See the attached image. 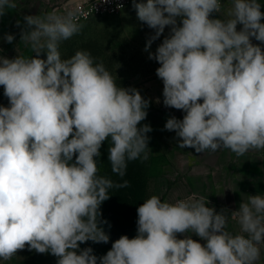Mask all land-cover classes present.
I'll return each mask as SVG.
<instances>
[{
  "label": "clouds",
  "instance_id": "9594fccd",
  "mask_svg": "<svg viewBox=\"0 0 264 264\" xmlns=\"http://www.w3.org/2000/svg\"><path fill=\"white\" fill-rule=\"evenodd\" d=\"M78 3L24 15L23 24H15L19 41L35 55H0V86L8 100L0 105V259L9 261L27 246L56 257V264H258L264 246L259 194L246 195L237 210L219 212L204 196L169 202L152 195L137 207L134 237L121 235L102 256L80 247L109 242L104 226L111 225L101 205L110 190L129 187L128 163L148 159L153 129L141 124L150 100L118 85L103 61L87 50L61 57V43L80 34L81 17L88 16ZM132 6L154 30L143 51L159 64L163 105L184 113L164 125L178 147L227 149L237 157L264 151L259 0H132ZM16 8L17 0H0V17ZM2 39L13 44L16 36ZM105 142L119 181L100 174ZM230 221L238 232L228 230Z\"/></svg>",
  "mask_w": 264,
  "mask_h": 264
},
{
  "label": "rangeland",
  "instance_id": "374dc122",
  "mask_svg": "<svg viewBox=\"0 0 264 264\" xmlns=\"http://www.w3.org/2000/svg\"><path fill=\"white\" fill-rule=\"evenodd\" d=\"M83 24L80 34L61 43V57L69 58L77 50H87L97 62L103 61L106 69L116 76L118 85L135 87L145 99L150 100L147 118L141 124H149L153 129L148 133L151 138L148 159L128 163L124 179L129 182V187L110 190V199L101 205L103 218L111 225L110 229L107 225L104 226L110 236L109 242L95 244L89 241L80 245L81 248L92 247L95 255L102 256L121 235L135 236L136 210L147 198L157 195L162 201L169 202L186 198V186L180 184V166H186L187 160L185 154H178L172 146L176 141L175 133L164 130L169 117L183 118L184 113L163 105V84L155 74L159 64L149 60L148 53L143 51L147 37L154 34V30L137 19L132 4L117 14L99 17ZM167 34L168 28L153 42L150 51L155 52ZM0 55L13 58L16 55L34 56L35 53L22 41L16 40L4 47ZM40 58L46 59V54L42 53ZM0 105L8 106V100L3 95V86H0ZM107 149L108 143L105 142L100 150V159L103 162L100 165V174L119 181L120 178L111 172ZM0 264H56V257L29 251L26 246L24 250H18L11 260L0 259Z\"/></svg>",
  "mask_w": 264,
  "mask_h": 264
},
{
  "label": "crops",
  "instance_id": "0c3cea01",
  "mask_svg": "<svg viewBox=\"0 0 264 264\" xmlns=\"http://www.w3.org/2000/svg\"><path fill=\"white\" fill-rule=\"evenodd\" d=\"M66 1L17 0V8L0 17V49L9 45L2 39L5 33L15 34L16 40H20L21 29L15 26L17 20L23 24L24 15L43 14ZM222 1L226 5L230 3V0ZM259 2L264 12V0ZM261 22L264 23V20ZM240 27L238 25V30ZM253 43L259 42L253 39ZM172 146L178 154H185L187 160L186 166H180V184L186 186V197L193 194L204 196L208 198L209 206L219 212L222 208L237 210L241 201L247 199L246 195H264V151H250L237 157L227 149L196 153L191 148H179L177 140ZM228 230L236 233L239 228L230 221ZM192 238L199 240L195 235ZM258 264H264V246L261 247V261Z\"/></svg>",
  "mask_w": 264,
  "mask_h": 264
},
{
  "label": "built area",
  "instance_id": "2783aa9c",
  "mask_svg": "<svg viewBox=\"0 0 264 264\" xmlns=\"http://www.w3.org/2000/svg\"><path fill=\"white\" fill-rule=\"evenodd\" d=\"M67 3L68 0L59 6L55 5L53 8H60L63 10L64 5ZM131 4L132 0H107V2H105V0H79L78 6L83 12L88 13L86 18L81 17L80 22H88L99 17L117 14ZM118 5H123V7H118Z\"/></svg>",
  "mask_w": 264,
  "mask_h": 264
},
{
  "label": "trees",
  "instance_id": "16d2710c",
  "mask_svg": "<svg viewBox=\"0 0 264 264\" xmlns=\"http://www.w3.org/2000/svg\"><path fill=\"white\" fill-rule=\"evenodd\" d=\"M126 202H129L128 200L126 201ZM129 238H132V237H134V236H128Z\"/></svg>",
  "mask_w": 264,
  "mask_h": 264
}]
</instances>
